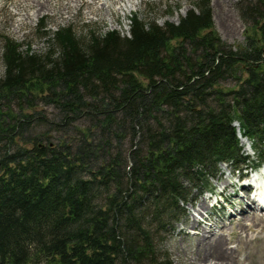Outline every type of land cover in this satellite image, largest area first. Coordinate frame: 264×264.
<instances>
[{
  "label": "trees",
  "instance_id": "trees-1",
  "mask_svg": "<svg viewBox=\"0 0 264 264\" xmlns=\"http://www.w3.org/2000/svg\"><path fill=\"white\" fill-rule=\"evenodd\" d=\"M239 9L237 46L209 0L134 13L127 34L60 25L42 51L5 38L0 264H175L163 242L192 190L264 163V0Z\"/></svg>",
  "mask_w": 264,
  "mask_h": 264
},
{
  "label": "rangeland",
  "instance_id": "rangeland-1",
  "mask_svg": "<svg viewBox=\"0 0 264 264\" xmlns=\"http://www.w3.org/2000/svg\"><path fill=\"white\" fill-rule=\"evenodd\" d=\"M193 1L0 0V76L4 73L2 51L6 37L20 42L23 49L29 46L33 50L42 51L46 47L42 32L44 30H54L60 25L71 24L76 32L85 30L87 26H96L100 31L115 28L127 34L130 17L134 13L155 18L159 23L164 20L176 22L179 16L185 14L192 6ZM240 1L244 0H230L225 3L209 0L215 30L233 46L245 43L247 23L240 14ZM38 2L43 6L38 5ZM51 108L46 107L48 110ZM238 136L243 152L254 155L251 140L239 132ZM245 173L246 175L241 177ZM254 175L262 176L261 182L264 186V163L260 164L256 171L250 167L240 171L230 163L221 162L215 176L210 177V189L192 190V201L182 205L184 215L174 221V229L166 233L163 242L175 264H186L187 258H194V250L199 246L198 237L203 235L207 227L214 234H223L228 247L236 250L233 264H264V225L256 228L249 220H242L239 224L241 226H238L239 222L236 220L230 221L233 209L246 203V199L241 197L245 191L240 184ZM246 187L248 189V186ZM209 190H212V193ZM254 192L253 189L252 193L255 194ZM248 198L254 201L252 196ZM217 199L221 201H216ZM244 207L250 211L248 206Z\"/></svg>",
  "mask_w": 264,
  "mask_h": 264
},
{
  "label": "bare ground",
  "instance_id": "bare-ground-1",
  "mask_svg": "<svg viewBox=\"0 0 264 264\" xmlns=\"http://www.w3.org/2000/svg\"><path fill=\"white\" fill-rule=\"evenodd\" d=\"M215 1L225 3L230 0H215ZM38 5L43 6L41 2H38ZM261 177L262 176L260 175H254L252 177V181L258 184L256 185L255 188H253L254 185L251 184L252 183L251 178L245 179L240 184L245 191L244 194L241 195V197L243 199H246L245 201L246 203L244 202L246 205L240 204L237 207L234 206L235 208L233 209L234 211L231 213V220H230L232 222L234 219V221L236 220L237 222H239L238 226H241L239 224H241L240 221L242 220L243 221L249 220L251 222V225L256 228L262 227L264 225V196H263L264 186L261 182L262 180ZM246 186H248V189ZM258 186H260L259 190H257ZM253 189L255 190L254 192L255 194L252 193ZM257 192L259 194H257ZM248 196L250 197L252 196V199H254V201L249 199ZM216 201H221V200L217 199ZM244 206H248L250 208V211H248ZM236 215L239 216L236 217ZM233 216H235V218H232ZM200 219L201 217L199 218V220ZM195 224L196 223L194 222L193 225ZM230 229H232V226L230 227ZM198 243H199L198 248L194 250L195 253L194 258L189 260L187 258L186 264H233L234 263L236 250H233L232 248L228 247L227 245L228 243L223 234H214L212 233L211 229L207 227L205 228V232H203V235L198 237Z\"/></svg>",
  "mask_w": 264,
  "mask_h": 264
}]
</instances>
